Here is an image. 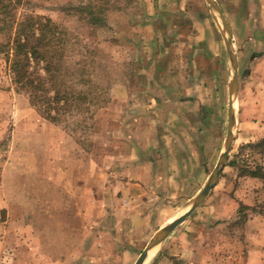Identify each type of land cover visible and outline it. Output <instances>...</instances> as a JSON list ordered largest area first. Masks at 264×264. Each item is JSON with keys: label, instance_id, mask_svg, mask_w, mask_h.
<instances>
[{"label": "rangeland", "instance_id": "1", "mask_svg": "<svg viewBox=\"0 0 264 264\" xmlns=\"http://www.w3.org/2000/svg\"><path fill=\"white\" fill-rule=\"evenodd\" d=\"M181 1L21 0L12 12L50 19L65 43V80L84 79L77 89L99 98L45 119L12 83L10 34L0 32V264H134L187 210L223 148L232 71L205 0L185 4L193 23ZM251 1L214 0L232 28L238 90L252 59ZM242 101L237 91L217 184L146 264H264V113L251 118L258 126L238 125ZM137 183L144 197L131 190Z\"/></svg>", "mask_w": 264, "mask_h": 264}, {"label": "trees", "instance_id": "2", "mask_svg": "<svg viewBox=\"0 0 264 264\" xmlns=\"http://www.w3.org/2000/svg\"><path fill=\"white\" fill-rule=\"evenodd\" d=\"M21 0H0V32L9 31L6 66L12 83L18 92H24L29 103L38 112L52 122L57 116L72 107L88 104L99 98L89 87L77 89V85L85 86L87 81L80 78L65 80L67 72L63 65L65 43L59 30L50 19L28 15L15 20L16 10ZM92 25H101L103 18L95 15L91 7L85 8ZM10 12L14 19L2 25L3 18ZM10 17V18H11ZM16 22V23H15ZM12 33V34H11ZM0 48V52H4ZM89 108L85 106V110Z\"/></svg>", "mask_w": 264, "mask_h": 264}, {"label": "crops", "instance_id": "3", "mask_svg": "<svg viewBox=\"0 0 264 264\" xmlns=\"http://www.w3.org/2000/svg\"><path fill=\"white\" fill-rule=\"evenodd\" d=\"M182 1H185V2L183 3ZM182 1H181L182 8L186 11V15H187L186 22L193 23L192 12L185 8V4L190 3L189 2L190 0H182ZM251 2H252L250 4L251 12L248 16V24L245 26V29H244L246 33L247 32L249 33H247L248 38L246 37V42L244 43V47L247 49V54L250 55L252 59L250 63H248V66L244 68V75L242 76L243 78L239 80V90H238V93L239 95L242 96V100H243L242 101L243 107L241 105V107L238 110L240 111V114H239L240 122L238 123V125L240 126L243 125L244 127H247V128L258 126V125H255L254 122H252L251 118H256L259 115L262 118L263 113H264V101H263V97H264V0H258V2L256 1V3L254 1H251ZM217 5L219 9L221 10L223 16L225 17V13L222 11V8L219 6V4ZM203 6L204 4L202 2L201 3V8H202L201 13L205 14V8ZM174 12H175L174 9H171V7H169V10L166 11L165 13L167 16L173 17ZM226 22L229 26L230 22L228 23L227 19H226ZM171 26L174 27L175 25L171 24ZM229 28L232 33V28L230 26ZM171 58L166 57L167 61H165L166 59L164 60L166 65H168V68H167L168 71L173 70V67L171 66V64L174 58L172 59ZM191 62L193 63V61ZM169 74L171 73H167V74L164 73L163 75L161 74L159 78L175 79L176 73L170 76ZM153 75H155V73ZM154 78H156V75L154 76ZM154 101L158 102L157 100H154ZM166 103H168L169 105H174L172 101H171L172 104H170V99L169 101H166ZM170 138L174 143L177 142L175 136H171ZM165 141L161 138H156L157 144L164 143ZM154 152L158 154L157 148L155 149ZM149 168L151 169L150 164H149ZM152 173L156 175L155 172L152 171ZM130 188H132L131 190L139 194L138 196L144 197L147 194L146 190L138 183L133 184ZM131 190L127 191V194Z\"/></svg>", "mask_w": 264, "mask_h": 264}, {"label": "water", "instance_id": "4", "mask_svg": "<svg viewBox=\"0 0 264 264\" xmlns=\"http://www.w3.org/2000/svg\"><path fill=\"white\" fill-rule=\"evenodd\" d=\"M205 2L207 3L212 17L216 22L217 26L219 27V31L223 36L224 44L227 51L226 55L228 57V61L232 71V75L228 82L227 129L223 148L218 157L217 162H215L216 165L214 166L211 174L209 175L201 189L198 191V193L191 199L187 210L184 211V213H182L172 222H170L168 225H166V227L159 230V232H157L150 239V241L140 253L139 257L137 258L134 264H143L151 248L154 246H158L162 240H164L180 223H182L186 218H188V216H190L196 210V208L204 201V199L212 191V189L215 187L220 178L223 166L225 164L224 162L228 158L230 147L234 139V128L236 123V111L234 108L236 94L238 91V63L236 55H234L235 52L233 49L232 33L217 3L214 2V0H205Z\"/></svg>", "mask_w": 264, "mask_h": 264}, {"label": "bare ground", "instance_id": "5", "mask_svg": "<svg viewBox=\"0 0 264 264\" xmlns=\"http://www.w3.org/2000/svg\"><path fill=\"white\" fill-rule=\"evenodd\" d=\"M154 248H156V246H154V247L151 248V250L149 251V253H148L146 259H145L144 262H143V264H144V263L146 264V262L148 261V259L151 257L152 253L154 252Z\"/></svg>", "mask_w": 264, "mask_h": 264}]
</instances>
